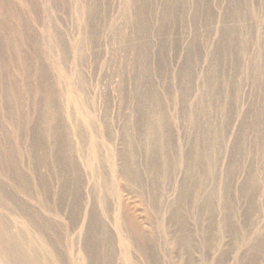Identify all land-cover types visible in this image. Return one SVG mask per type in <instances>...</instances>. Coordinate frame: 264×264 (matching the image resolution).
<instances>
[{"label": "rangeland", "instance_id": "rangeland-1", "mask_svg": "<svg viewBox=\"0 0 264 264\" xmlns=\"http://www.w3.org/2000/svg\"><path fill=\"white\" fill-rule=\"evenodd\" d=\"M5 2L22 12L28 35L42 50L40 61L59 97V123L71 129L81 169L85 198L76 226L70 227L71 210L59 209L64 212V263L99 262L83 254L88 213L95 209L110 236L102 245L101 264H264V0ZM69 92L74 105L68 104ZM157 118L170 132L177 162L168 185L156 181L152 169L153 162L162 168L160 150L150 156L146 152ZM79 127L86 157L78 153ZM212 136L215 148L209 144ZM93 140L102 152L91 169L85 158L94 155ZM130 142L144 200L116 172L126 168ZM199 149L212 162L195 165ZM192 167L201 175L210 171L211 179L195 199L183 202L188 243L178 220L179 195ZM252 177L256 190L244 191ZM212 190L217 191L214 201L208 195ZM95 193L111 202V212L96 202ZM230 210L233 224L227 220ZM143 234L149 239H141Z\"/></svg>", "mask_w": 264, "mask_h": 264}, {"label": "bare ground", "instance_id": "bare-ground-1", "mask_svg": "<svg viewBox=\"0 0 264 264\" xmlns=\"http://www.w3.org/2000/svg\"><path fill=\"white\" fill-rule=\"evenodd\" d=\"M34 42H36V40ZM34 42L28 35L25 18L18 7L14 5L10 6L5 0H0V264H65L61 249L62 246H64L65 238L61 216L64 212L59 211V209L66 206L71 210L70 213L72 214V217L70 218V227L72 228L76 226L77 221L79 220H77V217H80L82 214L85 198L82 186V175L80 172L81 169L79 170L75 158V149L72 141H70L72 135L69 137V130L71 129L66 130V128L59 123L61 116V109L57 100L59 97L57 96L58 94L56 93L54 84L48 82L46 68L40 61V58L44 56L41 54L42 50L40 46ZM35 60H38V62H35ZM58 81L60 80L58 79ZM76 83L79 84V81ZM72 93L69 92L68 94L69 105L75 102ZM79 117L81 118V116ZM89 117L90 116L87 114L86 118L88 120ZM156 120L157 125L155 124L156 127H153L155 128V131L149 133L146 152L147 155L150 156L151 153L155 154L157 150H160L159 153L161 154L160 162H162V168L158 167L157 163L155 164L153 162L152 169L155 172L156 181L160 183L162 182V185H168L170 184L171 176L174 174L177 162L172 155L170 147V132L167 130L166 124H162L164 126L161 125L160 118H157ZM82 131L80 127L76 131L81 142L78 153L85 156L86 152L84 147L87 145L82 144L85 139ZM95 131L97 130H94V132ZM212 138H209V144L211 147L215 148L216 140ZM97 142L98 141L96 140L92 141L93 144L91 147L94 155H91L92 157L89 155L90 157L88 158H85L86 156L84 157L91 169L95 168L93 167V165H95L94 161L100 162L101 160L100 153L102 151H100ZM131 142L129 154L125 161L126 168H123V170H116V172L119 180L124 182L127 189L134 192L139 198H141V200H144V193L143 191H140V184L143 181H141V176L138 174L136 152L133 150V142ZM110 160L108 161L110 162ZM210 161L212 162V159L207 157L206 152L201 149L197 151L194 162L195 165H199L200 167L201 164ZM96 172V175L99 176L100 172ZM197 172V169L195 170L194 167H192V169L189 168L179 195L182 202L179 208L180 216L178 220L180 222L179 224H181L185 240L188 243L189 241L187 239L189 238L186 236L189 235V231L185 229L188 214L187 211L184 210L186 204L183 202H187L193 198L195 199L199 192L205 190L207 180L211 179L210 171L206 172L205 175L198 174ZM255 179V177H252V181L249 180L244 182L243 190L247 192L256 190L254 184V181L256 182ZM158 182L156 183L158 184ZM208 195H211V201H214L212 199L217 196V191L212 190ZM97 196L98 195L95 193L96 202H99L104 210L109 212V205L111 202L109 203L106 197L98 198ZM24 197L25 199H23ZM69 197L71 199H69ZM210 203L211 202H209V205ZM191 208L192 210L194 209V207ZM208 208L212 213V208ZM227 208L231 209L232 207L227 206ZM189 212L191 211L189 210ZM88 214L89 225L87 226V236H85L83 245L84 259H87L90 262V259L95 257L99 260L97 264H101L100 260L104 259V248H102V245H105L110 241V236L107 232L106 225L100 220L98 212L94 209ZM85 216H87V214H85ZM234 217L235 212L230 210L227 215L228 222L233 224ZM116 220L117 226L121 229H125L124 222L121 221V218H116ZM211 225H213V223ZM141 239L148 240L149 238L147 234H143L141 235Z\"/></svg>", "mask_w": 264, "mask_h": 264}]
</instances>
